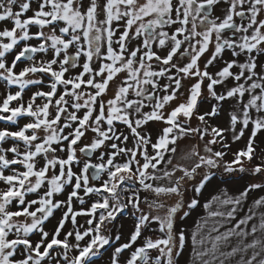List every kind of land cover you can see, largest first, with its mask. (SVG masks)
Here are the masks:
<instances>
[{"label":"snow or ice","instance_id":"1","mask_svg":"<svg viewBox=\"0 0 264 264\" xmlns=\"http://www.w3.org/2000/svg\"><path fill=\"white\" fill-rule=\"evenodd\" d=\"M221 4L222 16H214ZM261 56L264 0H0V264H96L105 251L108 264H177L187 239L177 217L200 206L217 173L264 176V161L245 166L264 130ZM218 60L222 66L212 71ZM228 79L234 85L218 92ZM205 100L216 103L201 111ZM229 101L228 127L210 124ZM150 121L163 124L158 134L144 131ZM246 131V145L225 160L224 134L235 142ZM193 135L210 137L202 152L198 144L180 151L178 142ZM258 189L264 181L203 205L216 222L205 235L207 220L198 221L191 233L200 264L236 257L237 264H264V212H257L264 196L237 219ZM129 206L133 229L127 240L119 231L113 237L111 225ZM51 218L57 223L46 230ZM152 224L163 237L137 246Z\"/></svg>","mask_w":264,"mask_h":264},{"label":"rangeland","instance_id":"2","mask_svg":"<svg viewBox=\"0 0 264 264\" xmlns=\"http://www.w3.org/2000/svg\"><path fill=\"white\" fill-rule=\"evenodd\" d=\"M161 55L166 54V51H161L160 52ZM230 58V53L226 52V54H224V60H228ZM206 57H203L200 61L201 67H203V63L205 61ZM241 60H243V57H241ZM184 62H187L186 60ZM259 63L264 64V56L259 57ZM223 61L218 60L212 67L211 70L212 71H216L219 69L220 66H222ZM233 71H237V69H233ZM259 71V69H258ZM234 81L231 79H228L224 85H219L217 86V91H221L223 88H227V87H231L234 85ZM185 84V88L188 86L189 82L188 81H184ZM185 88H181V92L185 91ZM258 91V90H257ZM109 95H111V93H109ZM205 96H207V91L205 89ZM130 98H134V97H130ZM247 99V97H245V100ZM178 101H173L172 105L174 106L175 103H177ZM147 103V102H146ZM210 103H216L214 100H205L204 103L201 104L200 108L201 111L205 110V104H210ZM234 103V101H229L226 102L224 104V109L225 111H221L220 114L218 116H216L213 120H210L209 123L210 124H215L218 127H222V128H226L228 127V115L227 112L231 110L230 105ZM145 111H149L150 108H145ZM252 115L253 117H255L256 113L253 110L252 111ZM192 126L196 127L198 121H196L195 118H193L192 120ZM117 127L121 130L124 131L125 134H129L128 130L126 128V126H123L122 124H120V122H116ZM163 127V124L159 123V122H155V121H150L145 127H144V131H148L151 132L153 135L158 134L159 130ZM240 125H237V130H239ZM250 134V131H246L244 137H242L239 141H232V134L231 132H226L224 135L227 138V142L229 143L230 147L229 149H227V155L225 156V160H230L231 157V153L232 151L235 150H239L240 148L244 147L247 143V139H248V135ZM92 134L89 133L88 136L90 137ZM130 135V134H129ZM210 137H205V141L207 139H209ZM83 142H87L82 141ZM199 141V137L196 135H193L191 138H185L182 139L178 142L179 144V150L180 151H187L190 150L191 146L193 144H198L199 149L202 152V148H203V143ZM255 146H257L256 148V158L251 162V164H249L247 161H245V166L246 167H253L256 163L264 161V156L261 155V149H264V130L258 132L256 138H255ZM128 146H132L131 144V138L128 142ZM214 150H221L220 148V144L219 142L213 146ZM149 152L151 154V149L149 148ZM99 152L95 153L93 156V162H99L95 159V156H98ZM83 159V157H82ZM75 167V166H74ZM222 172V169L220 170ZM264 181V176H252L249 173L245 172V173H233L230 175V177H225V178H221L220 173H217L216 178L210 183L208 184L203 190L202 193L199 195L198 199L200 200V206L193 209L190 213V215L185 218V219H180L179 217H177L176 220V227L177 228H182L185 230V234H186V242H185V247L182 251V254L179 257H174L177 261V264H200V261L196 260L194 258L193 255V247H192V240H191V233L193 230H195L197 228V222L201 221L203 222L205 219L207 220V227L204 228L203 234H207L208 228H210L212 226L213 223L216 222V219L211 218L208 216V211L204 209L203 205L206 202H209L212 200L213 196H221L223 194L224 191H227L229 196H238L240 192L243 191V189L252 182H256V183H260ZM161 183L167 184V181H162ZM145 196H148L149 199H154L155 197L147 192H141V198L143 199ZM193 196V192L192 191H187L185 193V199H188L190 197ZM261 196H264V189H258V190H254L251 191L247 198L242 202V205L240 207V209H238L237 211V219H240L242 217H244L247 213L250 207L253 206V201L260 198ZM96 199V197H94ZM87 199V198H86ZM160 200H163L165 203L170 204L173 202V200L175 199V197L172 198H167V197H160ZM141 207H143L146 211H147V206L146 205H141ZM218 205L217 204H213L211 206V210L215 211L217 210ZM185 210H187L185 208ZM221 210H226V209H221ZM132 209L129 206V209L127 210V212H125L123 215L119 216L118 219L115 221V223L113 225H111L112 228V235L113 237L116 235L117 231H119V233L122 236L123 240H127L128 235L130 233V231L133 229V225H134V217L131 215ZM258 214L259 212H264V207L260 208L257 210ZM60 214L56 213V216L58 217ZM78 219V223L83 225L85 224V219L86 217L84 216H80L77 218ZM56 219L55 218H51L49 221L45 222V226H46V230H53V225L55 223ZM232 223H235V221H232ZM252 223H258V216L257 219L252 221ZM72 227L71 223L67 224V228L70 229ZM251 227V224H249V228ZM223 231V229H221ZM163 233H160L158 231V225L157 224H152L149 228H147L146 230H144L142 237L137 241V246H139V244L144 240L147 239L149 237H151L152 239H156V238H162L163 237ZM259 235V233H258ZM252 237H249V240H251ZM233 243H235V241H233ZM149 254L151 256H156L158 255V250H149ZM125 256L128 255V253L126 252L124 254ZM108 259H109V252L105 251L104 255L100 258V260H98L96 262V264H108ZM239 260V257L234 258L231 261V264H237V261Z\"/></svg>","mask_w":264,"mask_h":264},{"label":"flooded vegetation","instance_id":"3","mask_svg":"<svg viewBox=\"0 0 264 264\" xmlns=\"http://www.w3.org/2000/svg\"><path fill=\"white\" fill-rule=\"evenodd\" d=\"M224 7H225V6H224L223 4L216 6V7L214 8L213 15H214V16H215V15H221V16H222ZM237 22H239V21H237ZM224 35H225V36H231V33H230V32H225ZM133 43H135V42H133ZM226 52H227V51H226ZM226 52H225L224 54H226ZM223 59H224V58H223ZM166 82H167L166 80H161V84L166 83ZM3 127H4V126H3Z\"/></svg>","mask_w":264,"mask_h":264}]
</instances>
